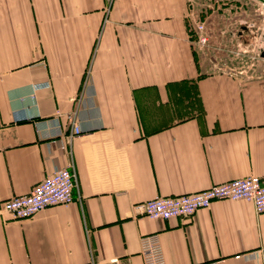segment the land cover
<instances>
[{"label":"crops","instance_id":"crops-1","mask_svg":"<svg viewBox=\"0 0 264 264\" xmlns=\"http://www.w3.org/2000/svg\"><path fill=\"white\" fill-rule=\"evenodd\" d=\"M196 7L0 0V264H145L141 238L151 233L167 264H264V212L250 202L158 220L133 207L264 177V74L204 70ZM75 123L85 134L70 140ZM72 165L71 205L1 213Z\"/></svg>","mask_w":264,"mask_h":264},{"label":"built area","instance_id":"built-area-1","mask_svg":"<svg viewBox=\"0 0 264 264\" xmlns=\"http://www.w3.org/2000/svg\"><path fill=\"white\" fill-rule=\"evenodd\" d=\"M113 0H109L111 4ZM195 22L196 43L199 47H208L209 36L206 22L198 20L191 14ZM34 90L50 87V83L34 84ZM85 134L79 124H74L68 138ZM65 147V146H64ZM78 189V176L74 166L55 169L41 180L29 194L14 196L2 202L1 213L9 214L14 219H26L58 205H71ZM216 200L247 201L253 204L257 213L264 212V177L250 175L244 178H233L221 184L193 193L157 196L133 205L136 212L151 219H170L187 217L198 210L208 208ZM141 249L145 264H167L164 248L158 233L142 236ZM238 258L240 255L237 256ZM90 264L98 263L94 257ZM104 264H122L121 258H112Z\"/></svg>","mask_w":264,"mask_h":264},{"label":"rangeland","instance_id":"rangeland-1","mask_svg":"<svg viewBox=\"0 0 264 264\" xmlns=\"http://www.w3.org/2000/svg\"><path fill=\"white\" fill-rule=\"evenodd\" d=\"M196 18L206 22L208 47L200 51L204 70L264 74V3L260 0H193ZM193 18V16L191 15ZM194 24V20H189Z\"/></svg>","mask_w":264,"mask_h":264},{"label":"water","instance_id":"water-1","mask_svg":"<svg viewBox=\"0 0 264 264\" xmlns=\"http://www.w3.org/2000/svg\"><path fill=\"white\" fill-rule=\"evenodd\" d=\"M260 1L264 3V0H260Z\"/></svg>","mask_w":264,"mask_h":264}]
</instances>
